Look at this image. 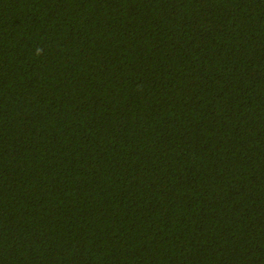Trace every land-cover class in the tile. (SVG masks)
I'll use <instances>...</instances> for the list:
<instances>
[{"label": "trees", "instance_id": "obj_1", "mask_svg": "<svg viewBox=\"0 0 264 264\" xmlns=\"http://www.w3.org/2000/svg\"><path fill=\"white\" fill-rule=\"evenodd\" d=\"M0 264H264V0H0Z\"/></svg>", "mask_w": 264, "mask_h": 264}]
</instances>
